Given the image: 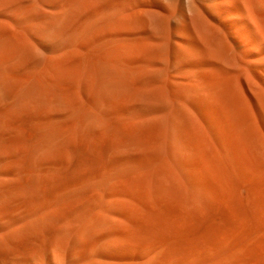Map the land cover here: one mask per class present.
Masks as SVG:
<instances>
[{"label": "bare ground", "instance_id": "bare-ground-1", "mask_svg": "<svg viewBox=\"0 0 264 264\" xmlns=\"http://www.w3.org/2000/svg\"><path fill=\"white\" fill-rule=\"evenodd\" d=\"M0 264H264V0H0Z\"/></svg>", "mask_w": 264, "mask_h": 264}]
</instances>
